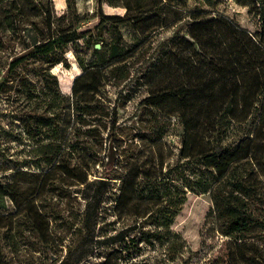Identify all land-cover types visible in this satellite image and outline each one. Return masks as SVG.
<instances>
[{"label": "rangeland", "instance_id": "374dc122", "mask_svg": "<svg viewBox=\"0 0 264 264\" xmlns=\"http://www.w3.org/2000/svg\"><path fill=\"white\" fill-rule=\"evenodd\" d=\"M127 1L132 0H75L76 18L84 20L79 25L84 30L92 29L91 35L49 56L30 58L16 69L11 68V63L26 50L11 32L0 30V183L9 180L19 169H50L60 146L71 165L81 164L85 172L90 167V182L106 180L98 189L99 198L93 199L96 185L86 188L76 179L69 180L66 196L57 197L62 219L56 223V239L61 250L35 253L32 249L27 251L22 242L13 247L4 241L0 246V264H59L62 261L113 264L117 257L118 264H231L229 256L234 252L235 238L249 235L241 228L226 234L227 226L220 219L215 190L222 181L226 183L234 177L246 176L252 170L247 164L252 137L239 139L234 162L220 180L211 184L202 168L178 158L180 127L175 121L170 122L163 110L145 104L144 100L153 90L149 76L144 77L152 61L149 55L160 49L158 42L177 30L178 25L154 33L159 41L146 53L145 59H137V56L129 61L128 80L117 85L114 79L103 77L100 92L92 97V101L99 100L102 108L99 114L77 113V104L85 103V95L82 98L73 93L74 80L83 72L78 58L84 64L92 62L98 39L106 50L114 41L122 39L129 50L139 36L131 24L116 28L106 22L97 29L101 11L125 17ZM173 1L177 12L184 11L183 15L190 21L218 15L245 34L258 27L257 19L235 0L211 4L206 0ZM54 4L57 16L67 11L66 0H54ZM165 14L168 15V11ZM73 16L68 13L60 22L61 26L76 23ZM37 20L43 27L44 18ZM262 94L258 95L259 99ZM75 130H78L79 147L72 153L68 145L75 140ZM89 130H96L100 141L92 147L95 155L91 159L80 148L85 145ZM162 142L166 143L162 144L165 149L163 168L156 170L152 180H144L136 195L121 198L122 183L114 179L115 176L124 173L137 160L143 161L149 150ZM257 175L255 189L244 202L243 211L252 221L254 238L247 240L251 242L249 246L238 252L239 256L241 252L245 254V262L240 264H264V174ZM225 188L222 185L219 193ZM86 196L92 201L85 216L84 234L73 235L76 228L83 227ZM0 208L6 212L15 210L4 196L0 197ZM170 212L173 217L158 228L163 235L157 240L153 235L158 227L155 220ZM70 225L73 228L69 229ZM118 234L121 235L116 237ZM70 243L73 255L67 259L66 245Z\"/></svg>", "mask_w": 264, "mask_h": 264}, {"label": "trees", "instance_id": "16d2710c", "mask_svg": "<svg viewBox=\"0 0 264 264\" xmlns=\"http://www.w3.org/2000/svg\"><path fill=\"white\" fill-rule=\"evenodd\" d=\"M206 1L211 4L220 0ZM235 1L257 19L258 27L254 32L245 34L218 15L190 21L183 15L184 11L177 12L173 0L127 1L124 4L127 9L125 17L106 15L101 11L97 29L106 22L116 28L131 24L139 36L129 50L122 44V39L114 41L107 50L104 45L96 49L95 45L101 44V39L96 40L95 59L84 64L78 58L83 72L74 80L73 93L82 95V98L85 95V103L76 106L77 113L99 114L102 109L99 100L92 101V97L100 92L103 77L114 79L117 85L128 80L129 61L137 56V59H145L146 53L159 41L154 33L178 25L177 30L158 42L157 48L160 49L149 55L152 61L144 77L149 76L153 90L144 101L151 108L163 110L164 116L180 127L178 158L202 168L211 184L220 180L234 162L239 139L252 137L251 157L247 162L252 170L246 176L234 177L226 183L222 181L215 190L220 219L227 226L226 234H233L238 228L249 233L235 238L234 252L229 256L231 264H240L245 262V254L241 252L239 256L238 252L249 246L251 242L247 240L254 238L252 221L243 213L244 202L255 189V175L264 174V0ZM66 2L67 11L57 16L54 0H0V30L11 32L26 50L11 63L12 69L30 58L49 56L91 35L92 29L84 30L79 25L84 20L76 18L75 0ZM134 10L137 12L133 15ZM165 11L169 14L166 15ZM68 13L74 15L78 23L68 22L62 27L60 22ZM40 17L44 18L43 27L37 20ZM259 94H262L260 99ZM77 131H74L75 140L68 145L72 153L79 147ZM87 135L85 145L80 148L91 159L95 155L92 147L99 145L100 141L96 130H89ZM162 144L157 148L153 146L143 161L137 160L124 173L115 176L114 179L122 183L119 188L121 198L136 195L143 181L152 180L156 170L163 168V145L166 143ZM168 148L173 151L170 144ZM89 171L90 167L85 172L81 164L71 165L64 156L63 146H60L50 169H19L9 180L0 183V197H7L15 207L14 211L7 212L0 208V246L7 241L13 247L22 242L27 251L32 249L35 253L61 250L56 239V223L62 219L57 197L66 196L69 180L76 179L86 188L96 185L93 199L99 198L98 189L106 184V180L90 182ZM222 185L226 188L219 193ZM85 199L88 202L83 227L76 228L73 235L84 234L85 216L92 198L86 196ZM172 217L170 212L156 218L158 227L153 235L157 240L163 235L158 228ZM240 240L244 242L240 243ZM66 247L69 250L65 258L69 259L73 255L71 243ZM118 263L117 257L113 264Z\"/></svg>", "mask_w": 264, "mask_h": 264}, {"label": "water", "instance_id": "95a60500", "mask_svg": "<svg viewBox=\"0 0 264 264\" xmlns=\"http://www.w3.org/2000/svg\"><path fill=\"white\" fill-rule=\"evenodd\" d=\"M95 47H96V49H100L101 48V44H96Z\"/></svg>", "mask_w": 264, "mask_h": 264}, {"label": "crops", "instance_id": "0c3cea01", "mask_svg": "<svg viewBox=\"0 0 264 264\" xmlns=\"http://www.w3.org/2000/svg\"><path fill=\"white\" fill-rule=\"evenodd\" d=\"M66 4H67V2H66Z\"/></svg>", "mask_w": 264, "mask_h": 264}]
</instances>
